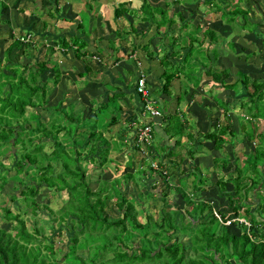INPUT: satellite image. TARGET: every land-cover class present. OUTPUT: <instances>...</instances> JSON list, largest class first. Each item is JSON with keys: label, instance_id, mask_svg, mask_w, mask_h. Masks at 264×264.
Instances as JSON below:
<instances>
[{"label": "trees", "instance_id": "trees-1", "mask_svg": "<svg viewBox=\"0 0 264 264\" xmlns=\"http://www.w3.org/2000/svg\"><path fill=\"white\" fill-rule=\"evenodd\" d=\"M166 1L164 7L152 8L147 0H142L138 10L131 8L128 2H122L115 9L117 19L128 14L132 21L139 19L141 23L148 24L141 33L135 30L128 34L118 32L116 37L121 40L131 33L142 37L153 26L162 40L164 32L170 29L185 30L183 34L178 30L176 38L168 39L174 51L171 56L181 55V63L169 62L170 66L166 62V54L162 56L161 92L170 101L154 98L159 92L156 93L146 81L147 98L154 102L153 108L160 112V117H153L145 109L146 103L138 94L143 101L142 106L124 117V107L120 101L112 103L117 96L121 98L125 95L123 90L118 92V85L104 84L102 87L106 94L101 102L90 98L87 100L83 92L90 93L97 89L100 83L93 80L100 77L103 67L99 66L101 63L96 67L82 61L89 50L88 43L79 37H68L70 41L59 38L54 46L60 47L65 54L74 49L77 59L83 62L85 72L78 74V77L89 76V79L81 83L78 90L82 94V104L84 101L86 104L79 108L71 103L50 106L48 95L62 78L58 64L44 61L22 66L20 58L30 56L34 42L24 43L20 41L21 37L9 35L13 42L0 57V156H9L8 165L0 161V197H3L0 210L3 219L15 221V225L11 224L10 229L0 227V264H264V133L261 131L264 123V78H251L239 70L232 73L230 68L215 72L210 64L218 58L217 49L213 50L211 57L209 51L200 48H203L205 41L217 43L220 36L211 27L203 31L201 24L193 25L192 20H187L188 15L186 17L183 12L174 10L178 0ZM38 4L45 9L41 1L34 2V9L30 10L29 16L25 15L24 25H34L32 18L48 16L39 11L36 7ZM60 4L64 3L53 1L56 14L55 17L49 14V17L54 22H68L67 18H57L61 12ZM212 6L214 10L217 6L220 13L219 24H227L233 31L246 30L251 33L255 27L261 26L252 22L247 10L241 9L238 4L232 11H227V6L218 3ZM8 9V4L0 1V12ZM168 11H171L170 17L166 14ZM154 14H159L160 18L157 19ZM82 15L87 16L85 13ZM238 17L240 22L236 21ZM85 19L88 22L87 17ZM42 22L43 30H48L51 26L48 21ZM85 24L78 22L76 25L83 29ZM188 27L194 30L195 36L186 33ZM110 49L115 54L119 47L110 44ZM14 50L15 57L11 58ZM49 50L53 51L51 48ZM182 51H185L184 55ZM96 55L102 60L101 48L91 54ZM253 55L257 54L249 56ZM118 61L120 58H115L113 62L116 64ZM186 67L189 68L187 72L184 71ZM260 67L264 68L261 64ZM195 68L200 71H195ZM190 69L194 72L188 75ZM49 72L53 74L52 78L47 77ZM197 72H203L212 84L222 88L226 94L236 96L242 93L236 98L240 115L234 117L235 122L230 115V102L226 101L229 97H213L222 120L218 118L202 137L205 142L214 144L213 149L206 148L200 153L195 150V136L187 133L188 127L194 126L188 124L179 110L186 93L172 96L170 91L172 82L179 77L191 82L193 87L199 86L202 77L196 75ZM113 88L116 91L111 94ZM188 97L194 98V94ZM173 100L176 110L171 113L170 102ZM105 108L108 112L101 121L96 115ZM39 110L47 114L46 122L40 119ZM85 110L89 111L88 115ZM143 117L144 121L141 120ZM74 123L79 131L77 137L73 134ZM97 124H101L99 128ZM116 125L119 128L113 136L111 129ZM145 128L150 129V141L141 145L138 138ZM85 133L89 134L87 141L84 140ZM105 133H109V136H104ZM185 133L187 141L191 142L186 144L185 149L189 159L194 162L192 173L185 170L184 179L189 180H186L187 185L185 182L182 186H173L167 181L168 177L181 179L182 170L176 169H183L186 163L180 159ZM237 136L254 146L251 153L244 154L240 148L231 155L212 154L225 144L233 145L232 140ZM47 148L51 151H47ZM132 149L129 153L131 158V155L140 156L139 165L134 170L129 168L130 163H126L125 172L120 177L91 180L95 171L107 167L109 163L118 165L117 160L109 157L110 152L125 153ZM56 162L58 164L54 166ZM228 166L230 171L223 175L222 170ZM197 168L200 170L197 171ZM210 168L217 175L214 183L217 197H226L230 215L222 209L212 210L211 205L202 198H191L188 194L210 189L205 185ZM116 170L119 171L118 168ZM201 172L200 177L198 174ZM9 173L12 175L8 176ZM231 174L235 177L231 178ZM138 176L142 181L148 179V189L135 184V177ZM10 181L11 193H2ZM93 184L97 187L92 188ZM228 185L232 186L231 190H228ZM130 186L135 189L131 194L127 192ZM171 189L183 199L187 207L184 213L176 208L174 201L167 200ZM43 191L49 192V196L65 193L66 201L54 211L48 203L37 202V197ZM143 199L152 202L154 207L160 203L159 211L156 208L152 211L143 208L139 214L135 203H141ZM15 201L21 206L17 214H13L8 207L9 202ZM42 211L49 219V234H45L46 227L41 225L43 219H39V225L32 222L30 231L23 218L25 215L38 217ZM63 234L67 238L65 250L55 246V239L60 242ZM180 237L185 240L179 241ZM77 252H86V257H81Z\"/></svg>", "mask_w": 264, "mask_h": 264}, {"label": "rangeland", "instance_id": "rangeland-1", "mask_svg": "<svg viewBox=\"0 0 264 264\" xmlns=\"http://www.w3.org/2000/svg\"><path fill=\"white\" fill-rule=\"evenodd\" d=\"M3 1L5 3L8 4L9 9L7 11H2L0 12V57H2L4 55V51L5 49L11 45V43L13 42V40L11 38H9V35L12 34L13 36H16L17 38L23 37V36H30V40H33V46L34 49L31 52L30 56H28L27 58L25 57H21L20 58V63L22 64V66H26L27 64H38L40 62H44V61H51V62H56L59 66V70L60 72H62V78L60 80V82L58 83V85L55 87V89H53V91L48 95L49 98V103L50 106H55L56 104H60L63 103L64 105H68L69 103L73 104L75 108H79L82 107V102L80 100L82 99V94L78 91V88L81 87L80 84V77H78V74L80 73H84V67L82 65L81 67V63H78V60L74 57V49L71 51H68V53H64L60 47L58 46H54V42H56V40H58L59 38H65L67 41H70L71 39L67 37L66 34L71 33L70 30L74 29L76 30L75 25L79 22L77 21L76 17L77 15H71V13H77L76 11L79 10V8L83 5L82 3L84 2V0H59L64 4H60V9L65 10L67 12V15L71 16L75 21H70L69 25L64 24L65 21H56L53 22L54 19L52 20V18L49 17V14H52V16H54L56 14V12L53 10L54 6H52L53 1L54 0H41L42 5L45 6V9H41L38 6L39 11L43 12V15L46 14L48 16H43L39 19L36 18H32V20L34 21V25L30 23V26H26L24 25L23 22H25V20H23V18H25V15L29 16V12L31 9H34V2H38L39 0H0ZM115 1V2H114ZM148 4L150 6H152V8H155V5H161L162 7H164V3L165 0H147ZM170 1V0H169ZM220 2V0H218ZM246 0H236V4H235V0H226V3L229 4V8L228 11L233 10V6L237 5L238 3H245ZM119 2V0H113V3L110 4L111 7H109L111 9V13L110 15L112 16V18L110 21L107 22V29L110 30L111 28H115L122 32L123 30L125 31L124 33H130L129 31L135 30L137 33H141V31L143 30V28H145V23H141L139 21V19H134L132 21V18L130 17V15L126 14L125 16L121 17V18H116L115 15L113 14L114 12H112V10L117 8V5L114 3ZM258 2V1H257ZM69 3V4H68ZM201 0H185V2L183 4H181L180 6L186 5L184 6L185 10H189V13H185L184 16L189 15L187 20H192L193 25L195 23L197 24H201L204 27H211L213 30H217L218 35L220 36V39L217 43H209L207 41H205V47H206V51H209L210 56L212 57V52L211 49H217L218 50V58L213 59V61L211 62L210 66L213 68V70L216 71H220L221 68H230V70H232V73H235L237 70H239L240 72L246 73L249 77L251 78H264V68L260 67V61L263 64L264 63V54L258 53L257 54V58H259V60H257V58H254V56H249L250 54H253V52H257L256 49H261V47L264 46V44H262V40H263V36L264 33H262V31H254V33L246 35V34H233L232 31L230 30V27L227 24L224 25H220L219 24V14L218 12V8L217 6L215 7V11L213 10L214 6H203L202 4L200 5ZM214 3H216V0H214ZM90 4V1L87 2V5ZM249 8L251 9L250 12L254 13V3H248ZM259 4V2H258ZM86 5V8H88L89 6ZM42 6V7H43ZM245 7V6H243ZM242 7V8H243ZM67 8V9H66ZM209 8V9H208ZM51 9V11H49ZM190 9H193L195 13L191 12ZM22 10V11H21ZM179 10V8H178ZM182 10V9H180ZM207 13H211L209 17V24L207 22L204 21L203 17H205V14ZM167 16L170 17L171 16V11H168ZM80 15V14H79ZM51 16V15H50ZM154 16L159 19L160 15L159 14H154ZM55 17V16H54ZM80 17H82L83 21L86 23V27H84L86 34L89 35V28H90V23L86 22L85 19V15H80ZM90 17V15H89ZM30 18V19H31ZM57 18L59 19L60 17L57 16ZM178 19V17H176ZM91 19V17H90ZM23 20V21H22ZM44 20L48 21V24L51 25L49 26V29L44 31L43 30V22ZM88 20V18H87ZM240 17L237 18L236 21H239ZM53 22V23H52ZM240 22V21H239ZM94 28L95 26L98 28L101 24L103 25L104 23L102 22L101 19H98L94 22ZM33 25V26H32ZM32 26V27H31ZM169 26V25H167ZM69 27V28H68ZM143 27V28H142ZM114 29V30H115ZM152 29H155V27L153 26ZM184 29V28H183ZM174 31L172 32H168L169 36L167 35V31L164 32V40H161V46L164 48L166 47V39L169 38H176L178 36V32L176 30H179V32L181 34H183V32L185 30H181L180 28H174ZM12 31V33H11ZM31 31V32H29ZM80 31V30H79ZM77 31V32H79ZM31 34H29V33ZM186 33H189L193 36H195V32L194 30H191L190 27H188L186 29ZM136 34L131 33L129 36H127V38L125 40H121V43L119 42H115L116 45L111 41L110 44H114L115 46H120V49H122L124 46L127 48V50H129L128 52L131 51L130 46V41L132 40V38L135 36ZM236 35V37H235ZM260 35H262V37H259ZM258 38H257V37ZM197 37V36H196ZM257 39H256V38ZM93 38H95V41H97L98 39V33H95L93 35ZM139 37H135V39H138ZM153 37L152 39L154 40V43H156V41H158V39L160 38L158 36V38ZM198 38V37H197ZM255 38V39H254ZM117 38H114V41H116ZM183 40V39H182ZM163 41V42H162ZM184 42V40H183ZM136 40L131 44V46H134V44H136ZM154 43L151 44V48H154L155 45H153ZM230 44L231 46H226V44ZM100 44V43H99ZM100 47V46H99ZM49 48H51L53 51L51 52L49 50ZM162 50V55L166 54L168 55V52H166V49ZM120 49H116L117 52H115V54H113L112 56H114V58H123L125 59V55L122 53V51H120ZM202 50H204L203 48H200ZM120 51V52H119ZM165 51V52H164ZM229 53V55H226L227 52ZM159 52V51H158ZM15 53L16 51L14 50L13 53L11 54V58L15 57ZM157 53V52H156ZM250 53V54H249ZM212 54V55H211ZM135 55V54H134ZM96 58H99L97 55L95 56ZM144 57V56H143ZM102 59V58H101ZM139 59V58H138ZM105 61H100V63L103 65L104 62H106V64L110 67L109 71L114 70L115 67V63L112 62L110 60V58H106L104 59ZM141 60V59H140ZM139 60V61H140ZM84 61H90V63H92V65L96 66V59H92L90 58V60L88 59V57L86 56L84 58ZM83 64V63H82ZM143 67L146 71L147 68H150L152 66V64L148 61L143 63ZM184 66V63H183ZM98 67V66H97ZM138 67H140V63L138 65ZM134 68V67H133ZM174 68L172 69V71L174 72ZM187 70H189L188 67H186L184 69L185 72H187ZM190 69L191 73H188V75L193 74L194 70ZM108 71V70H107ZM108 71V75L110 74L111 78H114V73H109ZM195 71H200V69L195 68ZM103 72V71H101ZM128 72H125V74L128 76ZM123 73V72H122ZM159 73V72H158ZM184 73V72H183ZM196 75H201L202 80L200 82V85L197 87H193L191 82L186 81L185 79H182L181 77H179V79H175V81L172 83L171 85V94L173 95H177L180 93H186V95L184 96V102L179 106V110L182 111V113L184 114V117L188 120V124L194 126L193 128H189L187 130V133L192 134L193 136H195L196 138V142L197 145L195 147L196 152H203L206 151L205 149H213L214 144L211 142H205L203 140V135L211 130V126L212 124L215 123V121L220 118V120H222V116H221V111H219L217 105L215 104V102L213 101V97L215 95L224 97V96H228L229 98L226 99L227 102H230L229 104V109H230V115L232 116V120L234 121V117H238L240 115V110H239V102L236 99L237 96L241 95L242 93H239L236 96H232L230 93H225L222 88L220 87H216L215 84H212V82L210 81V79L208 77L205 76V74H203V72H197ZM115 76H117L115 74ZM136 76V73H135ZM152 76V78H151ZM178 76V75H177ZM47 77L52 78L53 74L51 75V73H47ZM122 77V74H119L117 78ZM194 78L196 79V76H194ZM149 84L151 85L150 87L154 90H156V93L159 92L158 94V98L159 99H163V100H169L170 98H167L164 94H162L161 92V86H162V80L159 78V76L157 75V72H154L152 75H149ZM133 79L132 78H127L125 79V82L127 84V86H132L133 84ZM111 84L117 85L116 82H111ZM123 87V85H121ZM119 87L120 90H122V87ZM101 91H103V89H100ZM112 91H116V88L113 90L111 89V94L113 93ZM106 93V92H104ZM84 94V93H83ZM194 94V98L192 97H188V95ZM68 95V96H66ZM67 98H66V97ZM226 98V97H224ZM80 99V100H79ZM118 99V100H117ZM116 100H112V103H119L120 98L117 96ZM198 99V100H197ZM63 100V101H62ZM171 107L169 112L171 111V113H173L174 110H176V102L175 100L171 101ZM88 105V104H87ZM86 105V107H87ZM116 105V104H115ZM114 105V106H115ZM137 104H133L131 105V107L136 106ZM95 107V106H94ZM79 110H77L78 112ZM108 109L105 108L104 110H100L97 112V117L101 119V121H103V118L105 117V115L107 114ZM39 113H41V120L43 121H47V114L43 113L42 111L39 110ZM85 114L88 115L89 111L85 110ZM235 115V116H234ZM126 117V115L124 116ZM121 121V120H119ZM123 121L120 123L122 124ZM101 124H97V128H99ZM73 128H74V136L77 137L79 135V131L77 130V124H73ZM119 128V125L113 126L112 127V132L111 134H115L117 132ZM263 130V131H262ZM102 132L104 130H101ZM261 131L264 133V123H263V127L261 129ZM104 136H109V133H105ZM114 136V135H113ZM89 134L85 133L84 135V140L87 141L89 138ZM139 139V138H138ZM115 140V139H113ZM118 142V140H116ZM150 140L148 141H140L141 145L142 144H148ZM183 142V147L182 149V156H181V160H185V164L182 167H178L176 170L177 171H181L182 170V174L181 179H179L178 177H168L167 181L169 182L170 185L173 186H182L183 184L187 185V182L189 181L188 179H184V175H186L187 172H190L192 170L193 164L194 162H192L189 159V155L187 154V151L185 149L186 144L188 145L189 143H191L190 141L188 142L186 139V133L183 136L182 139ZM232 144L234 145H230V144H225L222 146V149L217 151V152H212L213 155H217L220 156V154L222 155H231L234 151H238L240 148H242V151L244 154H249L253 151L254 146L250 143H248L243 137L241 138L240 136L234 138V140H232ZM143 148V146H142ZM47 151H51L50 148L46 149ZM121 150H124V148H122ZM133 151H127L125 153L120 152V151H112L109 154V157L114 158L115 160L118 161V167L115 164H110L107 165V167H102L100 170L95 171V173L91 176V180L92 181H97V180H111L115 177H120L121 175L124 174V164L126 163H130L129 168L131 170H134L138 165H139V158L140 156H136V155H131L132 158L130 157L129 153H131ZM120 152V153H119ZM139 157V158H138ZM131 158V159H130ZM187 160V161H186ZM194 160V159H193ZM0 161H2L4 164L8 165V161H9V156H0ZM130 161V162H129ZM58 162L53 163V165H57ZM211 167V166H209ZM92 167L90 166L89 169H91ZM119 169V171H117L116 169ZM199 171L200 169L197 168ZM212 168H210V172L207 174V180L205 182V185L210 189L208 190H204V191H199V192H194L191 193L189 192V196L191 198H202V200H204L205 202H207L208 204L211 205V208L214 209H222L224 211L227 212L228 215H230V211L228 210V206H227V202H226V197L219 199L217 197V187L214 185V183H216L217 181V175L216 173H212L211 171ZM185 170L187 172H185ZM202 170V169H201ZM193 171H196L195 169H193ZM230 171V167L228 166L225 170H222V174L226 175V172ZM57 172V171H55ZM192 173V171H191ZM189 174V177L191 178V174ZM12 173H9L8 176H11ZM200 177L202 176V172L200 174ZM188 177V176H186ZM234 174H231V178H234ZM193 178V177H192ZM188 180V181H186ZM184 181V182H182ZM12 184V182L10 181L9 184H7L6 186H4V188L2 189V193L6 194V193H11V190H9L10 185ZM135 184L137 186H143V188L148 189V179H143V181L141 180V178L135 177ZM141 184V185H140ZM185 185V186H186ZM92 188L97 187L96 184H93V186H91ZM132 187H134V185L132 184ZM131 186L129 188V190L127 191L128 193H133V189ZM232 186L228 185V190H231ZM187 190V189H186ZM156 192V191H154ZM169 195L167 197V200H172L174 201L177 205L176 208L181 212L184 213V210H187V207L184 204L183 199L180 198V195L176 194L172 189L170 191H168ZM2 196L0 197V200L2 201ZM5 200H7L5 198ZM66 201V195L65 193H57L54 196L50 195L49 196V192L47 191H43L40 193V195L37 197V202L39 203H48L50 208L53 209L54 211H56L57 209H59L62 204ZM137 201V200H136ZM152 202L146 201V200H142L141 203H135V208L136 210L139 212V214L142 213L143 208L145 210L149 209V211H152L153 208H156L159 211V208L161 206L160 203H156V205H158V207H154L155 205L151 204ZM8 207L11 209L13 214H17L20 210V204L18 202H9L8 203ZM151 208V209H150ZM115 210V208H114ZM115 215V214H113ZM186 219H188L187 216H185ZM25 222H26V226L27 228L31 231L32 230V222H34L36 225H39V219H43L41 222V225L46 227L45 230V234H49V230H48V225H49V219L47 217V215H45V213L42 211L39 213L38 217H31V216H23ZM11 224L15 225V221H9V220H4L1 210H0V227L5 228V229H10ZM228 225V223H227ZM235 231V230H234ZM236 232V231H235ZM60 242L58 241V239H55V246L56 247H62V249L65 250V245L67 244V238L66 236L63 234L61 236ZM185 238L184 237H180L179 241H184ZM78 255H80L81 257L85 258L86 257V252H77ZM110 257V256H109ZM108 257V258H109Z\"/></svg>", "mask_w": 264, "mask_h": 264}, {"label": "crops", "instance_id": "crops-1", "mask_svg": "<svg viewBox=\"0 0 264 264\" xmlns=\"http://www.w3.org/2000/svg\"><path fill=\"white\" fill-rule=\"evenodd\" d=\"M39 1H41V0H39ZM89 1H90V4L87 5V2H89ZM206 1L208 2V4H206L207 3ZM257 1L259 2V4H258ZM122 2H128V3H130V7L133 8V9H137V10L141 7V4H142V0H119V2L114 3V4L117 5V4L122 3ZM166 2L167 1L165 0V3ZM178 2H180V3H178ZM184 2H185V0H178L177 1V6L174 7V10H176V11L179 8L178 12H180V11H181V13L183 12V15L185 13H187V12L189 13V10H187V9L185 10V8H184V6H186V5L180 6ZM251 2L254 3V9H255L254 10V13L253 12H250L251 9L248 6L249 5L248 3H251ZM111 3H113V0H84V2L82 3L83 5L79 8L78 11H76L77 13H74V14L71 13V15H74V16L77 15V17H76L77 21H79L80 24H82L84 21H83V19H81L80 15H82L83 13L87 14L86 17L88 18V23H90L89 24L90 25L89 35L86 34V31H85L84 28L83 29L82 28L80 29L79 26L77 27V25H75L76 30H74L75 29L74 28V29L70 30L71 33L66 34L67 37H70V38H72V37L73 38L74 37H79V38L85 40L88 43L87 44V47H88L89 52H88L87 57H88L89 60H90V58H92V61H93V59H96V61H97L96 62V64H97L96 67L99 65L100 61H102V60H100L99 58H96L95 56H91V54L94 53V52H96L97 51V48L98 49L99 48L102 49V52H103L102 59H103V61H105L104 59H106V58L107 59L110 58V60L113 62L115 58H114V56H112L113 53H112V51L110 49V42L111 41L114 42L115 45H116L115 42L121 43V39H119V38L116 37V34L118 32H120L118 30V28L117 29L111 28L110 30L107 29V22L110 21L111 19H113L112 16L110 15L111 9L109 8V7H111L110 6ZM216 3L221 4L222 6H227V9H226L227 11H228V8L230 7L229 4L226 3V0H220V2L218 0H216ZM201 4L203 6H212L215 3H214V0H205V1L204 0H201L200 5ZM235 4H236V0H235ZM86 5L89 6V7L86 8ZM238 5L240 6L241 9L247 10L248 17L251 19L252 22H254L255 24H261V26L255 27L251 33L250 32H247L246 30H242V31L235 30V31H233L230 28V30L232 31V33L233 34H236V35L237 34H246V35H249V34L254 33V31H256V30H258V31L261 30L262 33H264V0H246L245 3H244V5H243V3H238ZM155 6L162 7L161 5H155ZM243 6H245V7H243ZM234 7H235V5L233 6V9H234ZM180 9H182V10H180ZM190 11L193 12L194 10L193 9H190ZM112 12H114L113 14L115 15V9L112 10ZM215 12H218V11H215ZM210 14L211 13H207V14H205V17H203L204 21L207 22L208 24H209V20H210L209 17H211ZM218 14L220 15L219 12H218ZM89 15H90L91 19H90ZM57 16H59L60 18H67V19H69L68 22H64V24L67 23V25H69L71 23L70 21H75L71 16L67 15V12L65 10H62ZM186 17H187V15H186ZM98 19H101L104 24L103 25L101 24L98 28L96 26L94 28V24H95L94 22L96 20H98ZM23 20H25V18H23ZM59 21H63V20H59ZM147 26H148V24L145 26V28ZM152 28L153 27H151L150 31L147 32L144 36L139 37L138 39H135V37H137V36H134L132 38V40L129 43L130 44L129 47L131 48V51L130 52H128L129 50H127V48L125 46L122 49H120V46H118L119 49H120V51H122V53L125 55L126 58L125 59L120 58V61H118L115 64V67L116 68H114V70L109 71L110 70V67L106 64V62H104L103 65H99V66L103 67L102 68V71L103 72L100 73V77L99 78H96L93 81L96 82V83H100V84L98 86L96 85L97 86V89H95L93 92H90V93H88L86 91L83 92L84 95H87V97H86L87 100H88V98H90V99H96L97 102L98 101L101 102L100 100L101 99L104 100L105 99V94H106V93H104L106 91L104 90V88L102 86L104 84H106V83L107 84H111V82H116V84L118 85V87H120L121 85H123L122 90H123V93H125V95H124V97H121L120 98V104L124 107V110H123L124 112L123 113H125V115L126 114H128V115L130 114L131 115V112L132 111H137V109L140 106H142L141 102L143 103V101L139 98V96L135 92V81H136V77H138L139 75L142 74V75L145 76V79H146L147 83H149V80H148L149 79V75H152L154 72H157V75L159 76V78H161V74H162V71H163V68H164L162 66L163 65L162 64L163 63V60H162L163 59L162 58V56H163L162 55V50H163L164 46L162 47L161 44H160L162 39L159 38L158 41H156V43H154V40L152 38L153 37L158 38L159 35L156 34V29H152ZM205 28L206 27L203 28V31L205 30ZM77 31H79V32H77ZM172 31H174V30H171V29L168 30L167 31V35L169 36L168 32H172ZM176 31L178 32V30H176ZM214 31L218 34L217 30H214ZM124 32L125 31L123 30L120 33L123 34ZM95 33H98V39H97L96 42H94L95 41V38H93V35ZM178 34H179V32H178ZM236 35H235V37H236ZM259 37H262V35H260ZM114 38H117V40L114 41ZM135 40H136L137 43L134 44L135 45L134 46L135 49H133V46H131V44ZM166 40H167V41H165L166 42V47L164 49H166V52H168V55H169V56L166 55V57H165L167 59L166 62L168 63V65H170L169 62H171L173 64L181 63V59H183V57L181 55H179V56L177 55L176 57L171 56V54L174 51L171 48V44H170L169 40L168 39H166ZM152 43H154L153 45H155L154 48H151V44ZM204 45H203V47H204V50H205L206 47ZM226 46H231V45L227 43ZM262 49H263V47H261V49H259V50L256 49L257 52H253V53H256V54H258V53L264 54V51ZM213 50L214 49H211V51H213ZM217 52H218V50H217ZM73 54H74V57L77 59L75 53H73ZM181 54L184 55L185 54V51H182ZM226 55H229V53L227 52ZM253 56H254V58H257V55H253ZM257 60H259V58H257ZM82 61L83 62H90V61H84V59H82ZM82 61L81 60H78V63H81L80 64L81 67L83 65L82 64L83 63ZM148 61L152 64V66L150 68H147L146 71H145V69L143 67L144 66L143 63H145V62L148 63ZM139 63H140V67H138ZM259 64H261V66L264 67V63L262 64L261 61H260ZM97 69L98 70H101L100 68H97ZM107 70L109 71V73H114V78H111L110 74L109 75L107 74L108 73ZM127 71H132L134 73L133 74H130L128 72V76H127L125 74V72H127ZM135 73H136V76H135ZM115 74L117 76H115ZM119 74H122V77L117 78ZM127 78H132L134 80L132 86H127V84L124 83L125 82V79H127ZM151 78H152V76H151ZM88 79H89V76H85V78L83 77L82 79L80 78V80H79L80 81V84L83 83L86 80L88 81ZM99 88H102L103 91H101ZM120 91L121 90H119L118 92H120ZM77 92H80V91L78 90ZM154 98H157L158 99V97H154ZM80 101H82V100H80ZM83 103L86 104V101H84ZM133 104H137V105L134 106V107H131V105H133ZM96 106L97 105H95V107ZM142 108H144V106ZM125 115H123V116H125ZM141 120L144 121L145 118L143 117V118H141Z\"/></svg>", "mask_w": 264, "mask_h": 264}, {"label": "built area", "instance_id": "built-area-1", "mask_svg": "<svg viewBox=\"0 0 264 264\" xmlns=\"http://www.w3.org/2000/svg\"><path fill=\"white\" fill-rule=\"evenodd\" d=\"M20 41L21 42H24V43H28L30 42V36L26 35V36H23L20 38ZM135 89H136V93L138 95L141 96V98L143 99V101L146 103L145 105V109L147 111H149V113L153 116V117H158L160 116V113L158 110H156L155 108H153V104L154 102L152 101H149L147 96H148V87H147V84H146V79H145V76L144 75H139L138 77H136V81H135ZM149 128H145L139 135V140L140 141H147V139L149 138Z\"/></svg>", "mask_w": 264, "mask_h": 264}, {"label": "bare ground", "instance_id": "bare-ground-1", "mask_svg": "<svg viewBox=\"0 0 264 264\" xmlns=\"http://www.w3.org/2000/svg\"><path fill=\"white\" fill-rule=\"evenodd\" d=\"M159 113H160V112H159ZM158 117H160V116H158ZM148 135H149V133H148ZM148 140H150V135H149V138L147 139V141H148ZM144 142H145V141H144Z\"/></svg>", "mask_w": 264, "mask_h": 264}]
</instances>
